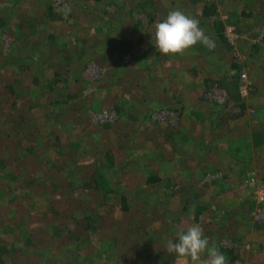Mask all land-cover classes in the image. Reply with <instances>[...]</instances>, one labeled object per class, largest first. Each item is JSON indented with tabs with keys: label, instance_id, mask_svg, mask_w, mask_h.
Segmentation results:
<instances>
[{
	"label": "rangeland",
	"instance_id": "374dc122",
	"mask_svg": "<svg viewBox=\"0 0 264 264\" xmlns=\"http://www.w3.org/2000/svg\"><path fill=\"white\" fill-rule=\"evenodd\" d=\"M105 1L108 3L114 1L115 4L107 3L108 5H106L104 3ZM111 1L0 0V17H3L5 22H8L9 26H22L23 29L27 31L26 33L22 32V35H29L23 36L21 41H17L10 33L7 34V32H4L1 34L0 82L3 83L4 81L6 84H9L16 83L17 81L26 82L30 80L33 73V68L30 67L32 65L35 67H43L50 73L53 70V65H56L58 59L53 57L49 59L50 49L45 44L48 33H56L58 38L57 42L59 43L64 42L70 35L77 34L80 38H84L88 35L84 27L93 26L96 22L97 14L92 12L94 10L92 8L106 10L115 14V18L110 22L111 24L106 26L107 29H109L110 35L115 38V41L117 38L120 44L127 43V49H131L130 53L133 55L131 57L133 58L134 64L137 63L139 67H142V65H144L142 63H148L147 67L149 68L152 66L150 68L153 70L154 67L160 64L154 61V58H158L160 55L157 49L153 50L148 47L155 43V24L163 21L168 12L174 9H179L185 12V14L197 19V14H194V11H198L201 7L195 2L197 0ZM213 1L216 2L218 7V16L216 17H219L223 22L225 21L224 18L228 15L224 9H229L233 4L238 6L237 11H240L242 7L245 8L244 1L242 0ZM48 5H52L54 11L64 18L63 22L60 20L51 21L50 18H48V20L45 19L44 10ZM65 6L74 9L79 17L68 18L70 13H65ZM249 7L252 14L247 18H249V22L253 24L254 35L252 38L249 39L248 36H246V38L240 37L238 31H236L233 26L226 25V29L224 28V33L229 43L232 45L233 54H231L229 48L225 47V45L216 38L218 40H215L216 45L212 51L213 53L207 57H199V59L197 58L194 60L192 54L196 51L194 50L196 47L189 49L186 55L170 56V59L176 60L171 64L172 68L168 66V70L171 69V71H174L173 75H168V72L153 70L152 73L155 76L160 75L164 78L163 81H166V79L168 80L166 86L167 92L161 94L160 98L163 101L156 109L150 110V106L142 109V111L146 112L145 114L149 113V115L143 121L141 130L137 132V134H134V136H128L126 142L129 145L128 151L133 152V157L128 159V162L121 163V159L124 160V148L122 145L125 140L123 138L124 136L121 137L120 135L124 128L120 121L116 122L117 116L110 110V106H108L110 104H105V107L104 104H102V107H104L103 109L91 112V118L87 116L84 119H79L77 116L72 115L68 118H63L61 127L54 126L52 128L56 135L61 136L66 133L72 140H79L85 146L97 143V145L101 147L98 151H91L90 149L86 156L80 157L79 163L88 165L85 168L87 172L92 171L95 156V158H97L96 160H100L102 159L101 154H103L105 149H111L114 157L120 161V165L117 163L116 166L120 168H114L112 171L116 172L118 169V171H120L119 181L122 185L127 187L128 190L134 191L131 192L129 196L130 206L126 210H120L119 201L109 199L108 197L106 199V196L103 194L91 193L86 190H81L76 194L80 200V202H76L73 199V192L67 189V184L62 179L60 173L58 174L53 171L50 173L53 166H60L59 168L63 169V166L67 164L69 158H73L74 152L68 150V146L70 145L69 137L65 140L66 144L60 143V146L56 148L54 146L51 147L49 142H42L39 140L36 136L37 131L32 135H35V140L32 139L30 135L32 124L21 129L19 126L14 128L15 125H13V123H16L17 119L21 117V113L15 112L11 116L5 115L4 119L1 118L0 123L3 124V127L5 125L6 127L10 126L14 128L11 133L18 134L21 130V134L17 136L12 134V137L7 136L9 133H7V130H4V136L1 135L0 137V150L6 147L7 142H11L12 146L9 148L13 147V143H19L20 150L23 151L22 161L14 167L15 174L17 175L18 173V177H16V181H14L15 185L19 187L27 180H31L35 173L42 174L43 179L34 181L32 191L29 190L27 193L15 196L14 199L0 198V226L5 225L12 228L11 223L20 221L25 222L32 228L36 226L37 230H40L41 228L44 229L45 224L51 222L53 218H55L57 222L66 223V221L73 219L71 216L72 214L73 216H78V211L84 212L85 201H89L92 203L91 206H96L92 212L93 221L91 225L95 220L97 221L94 227H88L89 230L86 228V232L89 235L82 238L83 245L86 246L87 243V248L92 250L94 245L102 243L109 236L108 232L111 229L116 231V233L119 234L118 236L123 240H134L136 243H139L140 245L138 244L137 246H139V254L141 255L144 247L141 244L142 240L139 234L128 225L130 224L139 231L142 229L146 231L156 230L154 232L155 235L153 234L155 237L154 243L149 245L147 253L149 254L148 257L152 259L146 264H170L167 259H163L167 254L166 243L169 240H175L180 230L186 229L189 225L194 223H188V221L192 219V215L188 214L193 212L194 206L203 204V198H207L211 200V202H216L217 205H219L220 214L215 218L218 221L217 224L211 220L209 213L202 216L204 219L199 225L202 227L204 234L207 233V231H212V240L217 242L223 239L221 243L225 241L229 242L228 237L238 238L243 234H247L248 237H245L247 241L254 239V241L260 242L259 244L263 247L264 236L263 238L259 237L253 225L254 222L263 215L264 191L261 188V174L264 171V144H262L259 150L256 149L255 145L253 146V144H251L250 127L252 125V120L250 118H255V121H258L259 125L256 126L255 129L259 132L263 131L264 133V128H262V125L264 126V0H251ZM139 8L144 9V11L139 12ZM88 11L90 12L89 15H87ZM8 12L10 15L6 17ZM37 13H39V15ZM32 16L39 18V28L31 35L30 32H28V27L30 25L28 21ZM104 17H106L105 14ZM69 22L72 24H69ZM214 23L215 25L217 24L216 22ZM136 25L137 28H135ZM199 26L204 27L205 33H214V26L210 22H203L201 20L199 21ZM13 40L15 41L14 43H12ZM103 42L96 45L100 51L104 50L107 41ZM256 44H259V49L257 50V54H254ZM15 45L16 48H13ZM147 47L148 49H146ZM41 49L44 50V53L41 52ZM201 51H199V55H203ZM206 53L209 54L208 51H206ZM231 55H235V59L243 62L244 65V69H242L240 73H244L245 77L238 79V84L239 96L243 99L245 108L240 117H236L231 121H223L219 130L212 131L207 128L208 123L206 121L202 122L201 120V108L200 110L198 108H196V110L194 109L200 105L198 96L201 95L202 91L199 90L203 89L206 91L205 94L207 93L206 96L211 94L213 100L219 101V107L217 109H222L223 112H225L230 108L231 111L240 112L238 105L234 104L235 101L228 99L226 91L216 84H212L215 78L213 76L217 75L216 77H219L220 69L217 65L229 64ZM46 56H48L47 59H45ZM129 58L130 57L127 56L126 59L128 60ZM136 58H139V60ZM145 58L146 62L143 61ZM76 63L77 62H75L74 65ZM110 70L111 69L108 67L96 69L92 62L89 63L82 73L83 78L78 81L76 89L80 88V91H83L82 95H84L87 100L92 98L91 95L97 88L95 84L91 85V81L97 79L100 73L101 75L105 73L109 76ZM254 70H258V75L250 78L248 73ZM113 71L118 75L124 74L123 72H125L118 68H115ZM131 74H128L126 77H129ZM124 77L125 76L118 80L115 79L108 84L114 89L117 87V89L125 91V85L128 81H124ZM177 77H179L180 80L187 79L186 81L194 79V82H199V85L197 89L190 91L189 98H187L189 103L188 108H182V121L175 124V115L170 110H172L171 107L174 106L180 108L181 105L176 103V100L179 99L180 95L184 94V92L180 91L182 89H176L177 86L181 85ZM206 79L211 80V82H209L210 84L208 81L205 82ZM209 88H211V90H209ZM27 89L29 90L30 88ZM124 93L125 95H121L123 100L131 98V93L126 91ZM101 94L104 95V92ZM172 94L175 96L171 97ZM10 95L11 91L8 88H0L1 101L5 100V102H7L8 99H10ZM152 97L158 98L155 94H152ZM212 97H210V99ZM107 99V102L114 101L112 98L109 100L108 96ZM151 104L155 105V101L150 103V105ZM6 107H8L7 104ZM0 109L2 110L1 107ZM162 109L163 111L157 114L154 112ZM258 109H261L262 113H259ZM40 110L39 115H41V118L34 120V124L40 127L39 130L42 127L39 123L43 122V118L45 119V114L43 113L45 108L40 105ZM260 114H262V117H260ZM13 115H18L17 119L12 120ZM93 115L95 116L93 117ZM140 118H144L142 112ZM7 121L8 123L4 124ZM64 123H66L65 129L63 128ZM106 123H110L111 126L106 125ZM139 123L141 122L139 121L138 124ZM27 124L29 123L25 125ZM181 124L185 127L182 135L183 137H187L184 142L186 145L176 147L166 138V132H176V130H179ZM41 132L42 130L39 131V133ZM215 137L220 140V143L218 145L210 144ZM201 139H203L205 144L200 145ZM207 147L209 148L206 149ZM169 151L176 152L174 154H169ZM181 151H190L189 156L185 159L186 162L180 161L182 157ZM199 151H201L200 155L197 154ZM146 154V157H142V155ZM235 163H239L238 168L243 174L248 175L251 171L249 175L253 180L248 178L247 182L241 181V178L238 177V173L231 169V166ZM210 167H217L222 173L227 172L229 178L228 189L222 194L216 195L213 194V191H208L207 187L199 184H196L193 189L189 188L196 174L201 169L209 171ZM20 170L21 172H19ZM151 173L160 174L162 179L155 184L147 185L146 180ZM47 179L51 184H46ZM177 183L181 188L185 186L182 188L183 191L181 192H185L186 194V191H188L186 195L194 199L192 203L188 205L189 207L192 206V209L187 208L180 210L179 207H174L173 204H176V202H173V197H169V193L172 188L171 186ZM194 192L196 195L192 197L191 194ZM15 193L18 192L14 191V194ZM168 198L171 199L170 202H168ZM242 200L244 201L242 202ZM252 201L254 202V208H250ZM172 205L175 210H171ZM183 216H187V218L185 219ZM188 217L190 219H188ZM163 220L168 222L171 220L173 224L178 223L180 227H178L176 233L171 232L166 236L165 234L169 231V228L164 232V229H162V225L164 224H162ZM246 222L248 223V227L244 229V226L247 225ZM111 223L112 226L109 225ZM136 223L138 227L135 226ZM102 225H104L103 229L100 228ZM69 227L71 228L72 225L69 224ZM81 229L83 233H85L82 227ZM2 239H5V237H2L0 234V243ZM237 243L241 248L250 245L249 242H246L244 245L243 237L239 239ZM26 244L34 245V243ZM0 248V253L6 252L5 248L1 246ZM244 253H246V250ZM21 254L23 253L21 252ZM246 255L249 258L248 253H246ZM255 255L259 260H262V262L258 261V264H264V252L256 253ZM249 260H243L242 264H257L256 261L251 262ZM16 263L19 264L18 261ZM21 263L23 264V261ZM0 264H2L1 257ZM174 264H184V261L182 259L176 261Z\"/></svg>",
	"mask_w": 264,
	"mask_h": 264
},
{
	"label": "trees",
	"instance_id": "16d2710c",
	"mask_svg": "<svg viewBox=\"0 0 264 264\" xmlns=\"http://www.w3.org/2000/svg\"><path fill=\"white\" fill-rule=\"evenodd\" d=\"M93 1L99 2V0ZM242 1H244L245 8L242 7L240 11H237L238 6H236V4H233L229 9H224L225 12L228 13V15L231 14L230 16L227 15L224 18V22L221 21L219 17H216L218 16V7L215 1H195L201 6L198 11H194V14H197V19L199 21L202 20L203 22H210L214 26V33L208 32L206 34H209L210 37L214 38L215 40L219 39L218 41L222 42L225 47L229 48L231 54H233L232 45L229 43L228 38L224 33V28L226 29L227 27L226 25L233 26L235 30L238 31L240 37L246 38V36H248V38L250 39L254 35V29L252 27L253 24H251L249 22V18H247L252 14V11L249 7L251 0ZM111 2L108 3L105 1L104 3L106 5L115 4L114 1ZM92 9H94L92 12L97 14L96 22L93 26L84 27L85 32H87L88 34L84 38H80L77 34H75L70 35V37L67 38L64 42L59 43L57 42L58 38L56 33H48L47 41L45 42V44L50 49L49 59H51L52 57L58 59V61H56V65H53V70L50 73H48L43 67H35L32 65L30 67L33 68V73L30 80L26 82L17 81L16 83L9 84H6L4 81L3 83L0 82V88H8L11 91L10 99H8L7 102H5V100L1 101L0 98V107L2 108V110L0 109V111L3 112H0V119H4L5 115L11 116L15 112L21 113V115H19L22 118L20 117L19 119H17L18 115L12 116V120L17 119V122L13 123V125H15L14 128L19 126L21 129L32 124L30 135L32 136L33 133L37 131L36 136L39 138V140L42 142H49L51 147L54 146L56 148L60 146V143L66 144L65 140L69 137L70 145L68 146V150L74 152L73 158H69V161L65 166H63V169L59 168L60 166H53L50 173L52 171L58 174L60 173L62 179L67 184V189L70 192H73V199L76 202H80L76 194L81 190H86L90 191L91 193L94 192L96 194H103L104 196H106V199L108 197L109 199H115L116 201H119V205L121 208L120 210L123 211L129 208V196L131 192L134 191L128 190L127 187L122 185V183L119 181L118 178H120V171H118V169L116 170V172L112 171V169L114 168H120L116 167L117 163L119 164L120 161L114 157L111 149H105L103 154H101L102 159L100 160H96L97 158H95V156L92 171L87 172L85 168L88 165L85 163H79V159H81L80 157L86 156L90 149L91 151H98L101 147L98 146L97 143H92L85 146L79 140H72V138L69 135H66V133L61 136L56 135L53 132L52 128L54 126L61 127L63 118H68L72 115L77 116L79 119H84L87 116L91 118V112L103 109L105 107V104H110L108 105L110 106V110H112L113 113L117 116L116 122L120 121L124 128L123 132L120 135L121 137L124 136L123 138L125 140L124 144L122 145V147L124 148V160L121 159V163L123 164L128 162V159L133 157V152L128 151L129 145L128 143H126L128 140V136H134V134H137V132L141 130L143 121L149 115V113L145 114L146 112L142 111V109L147 108L148 106H150V110L156 109L160 104H162L163 100L160 98L161 94L167 92L166 86L168 84V80L166 79V81H163L164 78H162L160 75L155 76L152 72L153 70L164 71L168 72V75H173L174 71H171V69L168 70V66L172 68L171 64H173V62L176 60L170 59V56L165 57L159 53V57L154 58V61L160 64L157 67H154L153 70L150 68L152 66H150L149 68L147 67L148 63H142L144 64L142 65V67H139V64L137 65V63L134 64L133 58L131 57L133 55H131L130 53L131 49H127V43L120 44L117 38L115 41V38L110 35L109 29H107L106 27L107 25L111 24L110 22L115 18V14L113 12L102 9ZM138 11L143 12L144 9L139 8ZM69 13L70 16H68V18L79 17L74 9H71ZM89 13L90 12L88 11L87 15H89ZM37 14L39 15V13ZM44 14V17L47 20L48 18H50L51 21H64V18L61 17L59 13L54 11V7L52 5H48L45 7ZM104 14L106 15V17H104ZM7 15H10V13L8 12V14H6V17ZM38 19L39 18L32 16L28 21L30 22L28 32H30L31 35L35 31H37V28H39ZM0 20V37L4 32H7V34H12L13 38H16L17 41H21L23 39V36H29L28 34L22 35V32H27L26 29H23L22 26H9L8 22H5L3 17H0ZM214 22H216L217 24L215 25ZM70 23L71 22H69V24ZM135 28H137V25ZM201 28L204 29V27ZM103 41L107 42L105 43L104 50L100 51V49L96 47V45L102 43ZM14 42L15 41L13 40L12 43ZM198 45L195 46L196 48L194 50L196 51H194L192 54L194 60H196L197 58L199 59V57H207L208 55L213 53L212 51L206 49L203 45ZM148 47L149 49H156L154 44L149 45ZM148 47L146 49H148ZM13 48H16V45L13 46ZM258 49L259 44H256L254 54H257ZM199 51H201L203 55H199ZM206 51H208L209 54H207ZM41 52L44 53V50L41 49ZM127 56L130 57V60L126 59ZM47 58L48 56L45 57V59ZM139 58L136 59L139 60ZM125 60L128 62H126ZM74 61L77 62L75 65ZM143 61L146 62V58L143 59ZM91 62L94 64V67L96 69L108 67L111 70L109 76H107L108 74L104 73L105 75H101L100 73V76L97 79L91 81V85L95 84L97 90H95V92L91 95L92 98L87 100V98L82 95L83 91H80V88L76 89V87L78 86V81L83 78L82 73ZM223 65H217V67L220 69L219 77L217 78V75L213 76L215 78L213 79L212 84H216L220 88L224 89L226 91V94L228 95V99H232L235 101L234 104L238 105L240 112L231 111L230 108H228L225 112H223L222 109H217L219 107V101L213 100L211 94H208V96H206L207 93L205 94V90H199L202 91L201 95L198 96L200 105H198V107H195L194 110H196V108L200 110L201 108V120L202 122L206 121L208 123L207 128L212 131L219 130L223 121H231L236 117H240L245 108L244 101L239 96L238 84V79L244 78L243 76H245L244 73H240L241 70L244 69L243 62L236 60L235 55H231L229 64H226L224 66ZM115 68L122 69L123 71H125L123 72L124 74L118 75L113 71ZM126 70L128 74L132 73L129 77H126L128 75L126 73ZM248 74L250 78L253 76L255 77V75H258V70H254L252 72H249ZM123 76H125L124 81H128V83L125 85L126 87L124 90L128 93H131V98H127L126 100H123V98L121 97V95H125V91H123L122 89H117V87H115L114 89L111 85L108 84L115 79H122ZM177 80L180 81L181 85L177 86L176 89H182L180 91L184 92V94L180 95L179 99L176 100V103H179L181 105L180 108L174 106L171 107L172 110H170L175 115V124L179 123V121H182V108H188L189 103L187 101V98H189L190 91L197 89L199 85V82H194V79H192L191 81H186L187 79L180 80L179 77H177ZM207 81L208 83L211 82V80L209 79L205 80V82ZM27 88L30 89L28 90ZM209 90H211V88H209ZM103 92L104 95L101 94ZM152 94L157 95L158 98L156 99L155 97H152ZM107 96L109 97V100L112 98L114 99V101L107 102ZM174 96V94L171 95V97ZM210 97L212 98L210 99ZM153 101H155V105H150V103H152ZM6 104L8 105V107H6ZM102 104H104V107H102ZM40 105L45 108V111L43 112L45 114V119L43 118V122L39 123L40 125H42L41 129L39 130L40 127L34 124V120L41 118V115H39V112L41 111ZM140 110L144 114V118H140ZM161 111H163V109L154 112L157 114ZM258 111L259 113H262L261 109H258ZM94 116L95 115H93V117ZM260 117H262V114H260ZM250 119L252 120V125L250 127L251 144H253V146L255 145L256 149L259 150L262 147V144H264V133L263 131L259 132L255 129V127L259 125L258 121H255V118ZM139 121L141 123L138 124ZM7 123L8 121L4 124ZM26 123L29 124L25 125ZM65 124L66 123H64L63 126L64 129ZM106 125H110V123H106ZM169 125L172 126L171 124ZM14 128L10 126L6 127L5 125L3 127V124L0 123V137L4 134V130L8 131L7 133L9 134L7 136L9 137L21 134V130L18 134L11 133ZM262 128H264L263 125ZM208 129L207 131L209 132ZM41 130L42 132L39 133V131ZM184 130L185 127L181 124L179 126V130H176V132H166V138H168L170 143H172V145L176 147L185 146L186 143L184 142L186 141L187 137H183L182 135V132H184ZM32 139L35 140V135L32 136ZM219 143L220 140L215 137V139L211 141L210 144L218 145ZM202 144H205L203 139H201L200 141V145ZM10 146H12V143L7 142L6 147L0 150V198L4 197L6 199H14L15 196H20L24 193H27L29 190L32 191V188L34 187V181L43 179L42 174L35 173L31 180H27L22 184L20 183L21 185L19 187L16 186L14 181H16V177H18V173L17 175L15 174L14 167H16L22 161L23 151L20 150L19 143H13V147L9 148ZM208 148L209 147H207L206 149ZM175 152L176 151H169V154H174ZM181 152L182 157L180 158V161L186 162L185 159L189 156L190 151ZM197 154L200 155L201 151H199V153ZM146 156L147 154L142 155V157ZM238 165L239 163L233 164L231 166V169L238 173V177L241 178V181L247 182L248 178L250 180H253V178H251L249 175L251 171L248 173V175L243 174L242 171L240 172ZM19 172H21V170ZM161 179L162 176L160 174L151 173L150 175H148L146 183L147 185H152L157 183ZM192 181L193 182L190 185L188 184L189 188L193 189L196 184H199L201 186L207 187L208 191H213V194L216 195L222 194L229 187V178L227 172L222 173L217 167H210L209 171L201 169L196 174L195 178L192 179ZM49 182L50 181H48L47 179L46 184H51ZM261 183V188L264 191V171L261 174ZM177 186L178 183L173 184L169 193V197H173V202H176V204H173L174 207H179L180 210L187 208L192 209V206L189 207L188 205L192 203L194 199L186 195L188 191H186V194L185 192H181L183 191L182 188H184L185 186L182 188L180 186H178L177 188ZM14 191H17L18 193L14 194ZM195 195V192L191 194L192 197H194ZM167 200L168 202H170L171 199L168 198ZM243 201L244 200H242V202ZM91 205L92 203H90L89 201H85L84 212L78 211V216H73L72 214L71 216L73 219L66 221V223H62L59 221L57 222L55 221V218H53L51 222L45 224L44 229L41 228L42 230H37L36 226H33L32 228L25 222L20 221L11 223L12 228L1 225L0 234L2 237L4 236L5 239H2L0 246L5 248L6 250V252L0 253L2 264H17V261L19 264H22V261L23 264H146L150 261V259H152L148 257L149 254L147 253L149 250V245L154 243V232L156 230L146 231L142 229L141 231H139L130 224L128 225L139 234L142 240L141 244L144 247L141 255L139 254V246H137L139 243H136L134 240H123L118 236L119 234H117L116 231L111 229L108 232L109 236L102 243L94 245V247H92V250L87 248V243L86 246L83 245L82 238L89 235L86 232V228L89 230L88 227H94L97 221L95 220L91 225V222L93 221L92 212L96 207H93ZM173 205L171 207V210H175ZM253 206L254 202L252 201L250 208H254ZM262 208L263 215L261 218L257 219L256 222H254L253 227H255V230L259 237L263 238L264 206ZM206 213H209V215L211 216V220L215 224H217L218 221L215 218L220 214L219 205H217L216 202H211V200H208L207 198H203V204L194 206L193 212L188 214L192 215V219L188 217V219H190L188 223H201V221L204 219V217L202 216ZM183 218L186 219L187 216H183ZM69 224L72 225L71 228L69 227ZM162 224L164 225H162V229H164V232H166L169 228V231L165 234L166 236L171 232L176 233L178 227H180L178 223L173 224L171 220H169V222L163 220ZM246 224L247 225H245L246 227L244 226V229H247L248 227L247 222ZM109 225L112 226V223ZM137 225L138 224L136 223L135 226ZM81 227L83 228L85 233H83ZM103 227L104 225H102V227L100 228L103 229ZM204 235L209 238L210 243H215L219 247V250L228 257V264H242L243 260L248 261L249 259V261L251 262L256 261L257 264L258 261L262 262V260H259L258 257H255V254L264 252V246L262 247L259 244L260 242H256V240L254 241V239L247 241V234H243L244 236L241 235L238 238L228 237L229 242L225 241L224 243H221L223 239L221 241L214 242L212 240V231H207V233H205ZM242 237L244 239V245L246 244V242L250 243V245L246 246L245 248H241V246L237 243ZM26 243H34V245ZM245 250L246 253H248L249 258L246 253H244ZM21 252L23 254H21ZM163 259H167L170 264H174L176 261L182 260V258L177 257L175 254H169L168 252Z\"/></svg>",
	"mask_w": 264,
	"mask_h": 264
},
{
	"label": "clouds",
	"instance_id": "9594fccd",
	"mask_svg": "<svg viewBox=\"0 0 264 264\" xmlns=\"http://www.w3.org/2000/svg\"><path fill=\"white\" fill-rule=\"evenodd\" d=\"M64 11L67 13L71 9L65 6ZM198 44L213 51L216 41L199 26L198 19L179 9L171 10L163 21L155 24L154 45L165 57L186 55ZM166 250L182 258L184 264H228V257L215 243H210L202 227L195 223L180 230L175 240H169Z\"/></svg>",
	"mask_w": 264,
	"mask_h": 264
},
{
	"label": "built area",
	"instance_id": "2783aa9c",
	"mask_svg": "<svg viewBox=\"0 0 264 264\" xmlns=\"http://www.w3.org/2000/svg\"><path fill=\"white\" fill-rule=\"evenodd\" d=\"M243 77H245V76H243Z\"/></svg>",
	"mask_w": 264,
	"mask_h": 264
}]
</instances>
